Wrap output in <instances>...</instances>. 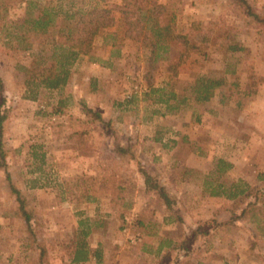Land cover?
<instances>
[{"label": "rangeland", "instance_id": "obj_1", "mask_svg": "<svg viewBox=\"0 0 264 264\" xmlns=\"http://www.w3.org/2000/svg\"><path fill=\"white\" fill-rule=\"evenodd\" d=\"M157 1L165 4L164 23L174 16L171 24L176 37L165 58L153 62L150 48L124 39V26L117 21L112 30H118L116 39L125 42L119 55H111L113 38L105 40L101 31L91 54L76 61L62 90L43 89L38 100H31L23 97L26 76L19 66L32 65L33 50L16 49V42L7 43L1 29L5 22H20L25 6L22 0H0V112L7 116L2 135L7 165L0 167V264H68L79 221L86 218L92 229L87 240L93 247L102 244L104 261L84 264H172L177 251L156 256L144 251L142 242L157 245L163 235L183 240L199 224L210 233L199 236L184 264H190L187 260L264 264V210L257 219L245 217L221 226L207 223L228 218L233 203L206 194L202 186L204 173L217 157L234 163L226 174L229 180L243 178L264 186V23L254 21L231 0ZM249 1L264 16V0ZM34 35L36 53L50 47L55 33ZM234 36L243 49L231 52L227 43ZM202 74L225 78V84L215 89L211 100L196 102L191 99V85ZM150 82L188 99L175 110L152 103L151 97L142 94ZM136 91V102L118 105ZM60 100L61 111L55 112ZM85 107L112 120L115 131L99 120L87 123L93 117ZM81 130H87L90 149L79 147L76 131ZM158 136L162 141L155 139ZM116 142L132 147V154L116 156ZM33 144H42L38 153H46L42 173L32 172L41 165L31 154ZM139 164L176 198L174 210L183 222H165L169 213L161 198L145 190ZM191 168L202 173L186 170ZM7 172L32 213L34 234L45 249L42 261ZM111 174L124 184L131 204L125 219L118 216L104 189L105 178ZM40 175L36 183L47 185L30 188ZM141 217L152 222L147 230L157 231L156 236H149L136 223Z\"/></svg>", "mask_w": 264, "mask_h": 264}, {"label": "trees", "instance_id": "obj_2", "mask_svg": "<svg viewBox=\"0 0 264 264\" xmlns=\"http://www.w3.org/2000/svg\"><path fill=\"white\" fill-rule=\"evenodd\" d=\"M236 5L242 7L244 13L251 17L254 21L264 23V16L258 12L249 0H231ZM25 8V15L20 19V22H5L1 29L5 32L7 43L13 45L18 50H33L35 59L32 65H20L19 68L25 73V94L26 99L38 100L43 89L49 92L62 90L71 79L72 67L76 61L85 55L92 52L96 36L105 31L104 39L113 38L111 55H119L125 42L124 39L143 42V45L150 48L152 53V61L165 58L166 54L172 49L171 41L176 36L172 31L171 20L164 23L161 19V13L165 10V4L159 3L157 0H122L120 4L115 5H100L97 4H80L77 0H58L56 5L51 2L44 4L40 0H22ZM7 11L8 9L5 8ZM1 16V14H0ZM117 21L122 22L124 26L123 40L118 41V30H112ZM55 33L52 37L49 48H40L36 53L34 51L33 33L36 37L39 34ZM106 44L107 42L104 41ZM227 49L231 52L240 51L243 45L239 40L231 38L227 43ZM49 51V52H48ZM234 71V70H233ZM225 84V78L209 77L207 75H199L191 85V99L196 102H206L212 99L215 94V89ZM3 89V79L0 76V91ZM145 97H151L152 103L162 104L168 110H175L181 106L187 97L179 99V94L175 90L165 91L162 85L150 82L147 89L142 92ZM139 97V92H134L127 96L124 101L118 105L129 104L136 102ZM62 100L59 101V107L55 112H60ZM88 114L93 118L86 120L87 123L100 121L107 126L112 132L115 131L112 120L105 119L102 114L90 107H85ZM6 114L0 112V153L2 162L0 167H6L4 145L2 141L3 123L6 119ZM85 121V122H86ZM79 135L78 143L80 148L90 149L87 146L88 139L85 137L87 130L76 131ZM162 141V136L155 138ZM42 144H33L31 146V154L35 159L41 162L35 172L39 170L43 172L42 164L45 163L46 153H38V148ZM114 151L116 156H125L132 154V147L125 146L120 142L115 143ZM234 167V163L224 157L214 159L211 168L203 175V191L210 196H222L227 200L232 201L233 209L231 214L225 220H209L207 223L214 222L216 226L222 224H233L237 220L252 217L257 219L264 210V186H257L249 181L239 178L229 180L226 174ZM139 170L143 174L145 182V190L156 194L164 202V205L169 213L165 218V222H183L182 216L174 210L177 202L171 192L160 182L159 178L150 173L142 164H139ZM187 171L202 173L198 169H186ZM10 180V186L16 194V199L19 203V211L23 215L27 228L33 240L41 249L40 261L44 259L45 249L42 243L34 234L32 226V213L26 208V198L22 191L18 189L12 181L11 175L7 172ZM40 176L34 178V182L30 188L43 187L47 184L36 183ZM264 179V176L262 177ZM49 183V182H48ZM104 189L110 195L111 202L117 206V214L120 218L125 219L127 211L130 207V202L127 200L124 191L125 186L118 180L116 175H110L105 178ZM87 197H91L90 194ZM154 221V220H153ZM157 221L153 223L156 224ZM136 223L147 230V225H151L144 219L138 218ZM148 231V230H147ZM209 230L199 224L197 227L191 228L189 235L183 240H175L169 236L163 235L157 245L150 244L147 240L142 242V249L156 256L166 255L170 252L177 251L176 258L172 264H184V257L188 256L195 245L196 240L200 235H208ZM77 238L73 240L70 254L71 260L68 264L86 263L96 261L101 263L104 261L102 244L99 243L93 247L87 237L92 234V229L89 224V218L79 221V228L76 232ZM149 236H156L157 231H148ZM187 263L194 262L187 260ZM196 264H202L197 262Z\"/></svg>", "mask_w": 264, "mask_h": 264}]
</instances>
